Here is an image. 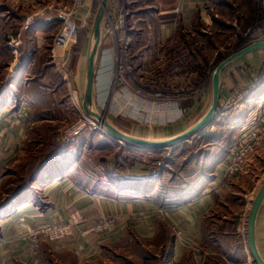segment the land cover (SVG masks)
I'll return each mask as SVG.
<instances>
[{"label": "crops", "instance_id": "0c3cea01", "mask_svg": "<svg viewBox=\"0 0 264 264\" xmlns=\"http://www.w3.org/2000/svg\"><path fill=\"white\" fill-rule=\"evenodd\" d=\"M102 1H104V8L99 24L92 84V101L94 99L100 103L105 102L107 96L109 81L106 74L110 65L109 52L107 54L102 50L104 22L107 17L113 19L121 5L130 9L132 14L128 21V36L131 39L130 53L133 67L144 73L156 71L154 58L156 47L176 37L177 22L183 27L185 34H188L194 31L196 20L194 18L197 12V20L201 24V30L205 32V28H209L218 17L217 13L207 8V5L211 4L210 0H93L73 16L79 31L89 29L88 24L92 19L94 8H97V5L98 9L101 8ZM1 2H5L8 6V10L1 14L2 17L9 11L18 12L25 16L26 24L22 23L17 31L10 30L7 33V39L12 32L21 35L17 55H13L10 51L8 41V49L3 48L4 36L0 33V87L7 81L9 83L0 97V149L2 150L0 191L6 177L4 172L24 151L31 134L34 126L32 113L45 111L47 105L57 102L54 101L56 99L54 93L58 96L60 92L53 91L50 87L56 71L51 67V56L48 54L49 48L45 46V42L62 23L65 17L61 18L60 15L71 9L72 0H22L18 3L0 0ZM98 9L93 20H95ZM12 17L15 21L18 19L14 15ZM57 18L61 21L57 22ZM91 32L90 27L83 42L84 48L90 43ZM106 42L108 43V40ZM82 52H79L77 56L71 55L66 63L70 71L77 73V76L84 55ZM84 57H86V52ZM234 63L237 64L228 65L221 72L218 103L211 122L208 121L210 123H207V126L195 131L193 139L200 137L204 131L213 130L214 124L222 120L228 112L243 111L244 103H248L247 106L250 105V107L241 129L253 117H257L258 125L264 127V85L262 82L264 72L260 73L261 67L264 66V51L250 52ZM252 93L257 95L254 96ZM236 95H238L237 99L243 96V103L239 100L238 107L230 111L226 110L227 104L231 100L234 101ZM51 96L52 99L54 98L52 101ZM30 101L35 102L33 107L30 106ZM211 104L212 91L211 95L209 92L204 94L196 105L183 106L180 118L164 116L157 120L167 124L132 126L127 133L121 132L141 140L169 141L198 125L210 111ZM260 108L262 110H259ZM256 110L258 116H256ZM214 118L215 122H213ZM241 129L236 133L237 141ZM103 139L113 141L110 137ZM115 141L128 149L142 151L144 155L139 162L131 166H127L123 158L115 159L108 156L106 160L109 170L119 172V175L126 179L149 180V183L145 186L140 185L138 189L128 184L122 187V192H91L88 187H81L72 180L70 177L72 169H60L54 166L45 171L34 183L46 204L43 210L30 200L28 191L27 198H20L16 207L6 209V215L0 217V264H41L38 259L41 251L43 254L51 252V257L57 264H69V257L73 260V264L95 262L102 258L104 250L111 249L112 245L117 244L127 234H135L139 240L151 243L157 236L160 223L165 220L170 222L174 229L172 253L174 263H180L188 257L197 264L198 258L203 257L206 238L208 240L222 239L221 244L213 241L214 247L222 245V248L224 247L222 253H232L235 245L232 248L228 246H231L233 239L231 237L234 236L225 233L222 227H220L221 231L212 232L206 222L212 216H216L217 220L222 222L227 214L222 213V209L228 207L227 201H240L241 209L244 205V199L231 191L232 186H238L240 174L226 181L222 178L223 165L229 158L231 150L223 156L213 154L205 158L206 175L201 178L203 190L200 195L176 207L164 208L155 205L151 196L146 195L154 190L155 179L151 177L152 164L146 161L144 156L148 154V150L160 151L159 148L143 150V148L125 145L119 139ZM117 163L124 168L120 169ZM247 203L250 205L251 202L247 201ZM247 212L249 210H246ZM100 216L109 218L108 229L82 235L81 231L93 225ZM74 218L77 221H74ZM243 218L242 222L246 214ZM51 223L69 225L73 231L71 237L53 242L45 237H39L37 240L31 237L36 229ZM254 238L258 253L264 261V200L256 215ZM240 246H238L240 248L238 252L242 253L244 245L242 248Z\"/></svg>", "mask_w": 264, "mask_h": 264}, {"label": "rangeland", "instance_id": "374dc122", "mask_svg": "<svg viewBox=\"0 0 264 264\" xmlns=\"http://www.w3.org/2000/svg\"><path fill=\"white\" fill-rule=\"evenodd\" d=\"M72 8L73 7H71L70 10H72ZM97 9H98V5L97 8L96 7L94 8L95 11L93 13V16L91 17L92 19L88 24L89 29L90 27L92 28L93 26V21H94L93 18L95 16V12ZM210 9L212 10V12L217 13L218 17L216 21H213V23L209 26V28L207 27L205 28L207 31V32L205 31L207 35L204 36L201 35L200 33L198 34L197 31L196 32L190 31L188 34H185L184 35L185 37L183 38L180 36L178 37L176 36L174 38L175 43L183 42L185 44V47L190 48L191 55L193 50V54H194L192 56L193 63L191 64V68L189 69V77L191 78L192 81L194 78L196 83H200L202 81L206 82L208 86L204 94L209 92V95H211V91H212V85H211L212 73L218 67V65L224 62L226 59H228L232 54H234V52H236L238 49H240L247 43H250L251 41L264 39V0H213V2L211 1ZM23 23L26 24V22ZM61 24L62 23H60V26L56 29V31L52 35H49L48 38L46 39L45 46L49 48L48 54L50 56H52L53 53L54 38L58 30L60 29ZM89 29H86L87 33H89ZM255 31L259 33V36L251 37L250 35L251 34L254 35ZM12 34L14 33L12 32ZM79 34L80 31L78 32L76 42L70 44L67 48V53L69 54V57L75 54L76 52L75 48L79 42L78 41ZM104 34H105V27L103 28V34H102V40L104 43V47L102 48V50L108 54V52L110 51L109 48L110 44L105 41ZM9 36L10 35H8V39ZM130 48H131V43H130ZM87 49L88 47L84 48V46L82 45L80 53L83 50L82 53L85 55L86 52L87 54ZM84 55L80 63V69H79L80 71L78 73L79 77L77 76V73L75 74L72 73L68 65L65 64V68L63 69V71H65V74L67 76L66 79H64L59 72L60 70L51 63L52 69L55 70L56 73L61 77L63 83L59 89L60 94L57 96V94L54 93L56 98L54 101L57 102L55 103L51 102L49 105L46 106L45 111H40L43 112L44 114H41L42 118L38 120L36 119V121L34 122L32 132L28 138L27 146L25 147V150L19 155L16 162L10 167L9 173L4 179L2 185L3 187L1 188L0 191V196L3 197L5 196V194H11L12 191L16 188L17 185L16 183L18 182L19 177L26 176L28 172H31L34 169L33 167H35L36 164L42 162L52 152L53 147L55 146L54 144L56 142L58 141L64 142L66 139H70L73 141L75 137L69 136L67 131L69 128L74 127L75 124L83 123L86 125V128L80 134H82L85 131H90L87 133L85 132V134H91V132H94L95 136L98 135L97 137H101V136H103V138L108 137L106 135H103L102 133L101 134L99 133V131L101 130L100 128H102L99 125V122L97 121L96 118L85 115L82 106L84 87H85L84 82L86 78L85 76L86 57H84ZM130 59H131L130 63L134 73H137L140 78H143V80L146 79V77L149 78L160 77V76H164L167 73L166 68L162 65H159L160 64L159 62L158 64L155 63V65L157 66L155 72L144 73L139 70H135L133 67L132 58L130 57ZM233 64H237V63L232 62L228 65L231 66ZM224 68L222 69V71L224 70ZM261 71L264 72V66L261 67L260 73H262ZM108 74L109 73H107L106 76ZM137 74H136V78L138 81H140V78L137 76ZM151 80L152 79H150V81ZM203 95H201L200 98H197L192 102H186L182 104V107L186 105H193V104L196 105L197 102H199L200 99H202ZM253 95H257V94H253ZM237 96L238 95H236L234 101L231 100L227 104L228 108L226 110L230 111L238 107L237 105L239 100L241 101V103H243V96L240 97L239 99H237ZM63 98H65V100L62 102L61 99ZM53 99L51 96V101ZM209 101L211 102V97ZM142 104L143 103L140 101L139 102L135 100L127 101L126 99H124L121 93V88L119 86L116 87L114 93L111 92L108 84L107 96L105 98V102L100 103L94 101L93 99L91 104V109L95 114H97L99 118H101V116L106 111L105 115H106L107 123L113 129L119 132L122 131L127 133V131H129L132 126H143V125L159 126V124L163 123V122L160 123L157 120H155L156 116L152 117L150 115V112H143L140 106ZM247 104L248 103L243 104L244 105L243 109L250 107V105L247 106ZM219 109H221V106H219ZM259 110L262 109L260 108ZM40 112H35V113H40ZM256 116H258L257 110H256ZM253 118L251 119L253 120ZM156 119H161V118L157 117ZM254 121L257 122V117L254 118ZM163 124H167V123L164 122ZM164 133L166 132L164 131ZM108 134L110 138L113 137L109 132ZM199 138L200 137L195 139L189 138L186 142H182L180 144H176L165 148H159L160 151L148 152V154L144 156L145 160L150 162V164H152V162H158L160 166L163 167L164 170H166L165 177L169 178L171 176L172 171L176 170L177 168V165L175 164H177L176 162L178 160L177 159L178 155L183 154L182 153L183 148H185L186 151H189L188 147L192 148L195 146L193 152H195V149L197 150L199 148L198 150H201L200 148H203L204 142L206 141ZM113 140L115 141L118 139L116 137H113ZM160 141H164V140H160ZM120 142L125 144V142L122 140H120ZM128 146L133 147L134 145L132 146V144L129 145L128 143ZM137 148H141V147H137ZM217 148L218 147L216 146L212 148L210 146V147H206L205 149L207 150L213 149V151L218 152V149L220 150V148L218 149ZM144 149L145 148H143V150ZM129 156H132V154H129ZM109 157L113 158V155H109ZM142 157L143 156H141V159ZM170 158H174L175 164L169 163ZM151 169H152L151 171V177H152L156 173L153 168ZM244 170L245 171L241 172L242 174H240L239 176L238 186L236 187L232 186L231 189V191L236 192L239 198L244 199L243 201L244 205L242 209H241L240 201L226 200L227 201L226 204L228 207L226 209L224 208L222 209V213L225 212L227 213L226 218H223L222 222H219L216 216H212L210 217V219L206 220L207 226L211 228L210 231L217 232L223 229L225 233L228 234L230 233L231 236H234L231 237L234 240L232 239V242L230 243L231 246L229 245L228 247L232 248V246L235 245V248L234 247L232 248L233 250L231 254H226L225 252L222 253V249H224V247L222 248V245H220L221 247H214L215 245L213 243V241H216L215 242L216 244H221L222 239L208 240L206 238L204 240V242L206 243L204 246L206 247L205 250L203 251V257L201 259L198 258L199 262L197 264H254L247 252V247L245 248L246 236H247V222H248V212L246 213V210H249L251 206V203L249 205L247 201L250 202L253 201L254 193L257 192L258 186H260L261 183L264 181V142L262 147H260L254 154H252L249 157ZM226 180L228 179L223 178V181ZM32 190H34L36 194L42 198V194L38 192L34 183L31 184L30 189H28V191L30 192L29 194H32ZM235 212L236 214L234 215ZM244 214H246V218L244 222H242L241 220L244 219L243 218ZM103 218L109 219L106 216H100L93 225L99 223ZM220 227H222V229ZM214 236H216V234ZM139 241H137L131 235L127 234L117 244L112 245L111 249L104 250V254L102 258H100L98 261L89 262L87 264H195L193 263L192 260L186 261L184 263L183 262L172 263L168 261V258L165 256V251H166L165 248L163 250L164 253L160 254L159 257H155V255L158 256L157 253L159 248L154 243H152V241L151 243H147L145 240L144 241L139 240ZM240 245L243 246V253L238 252L240 251V248L237 247ZM234 251L236 253H234ZM147 256H149L150 259H147ZM51 260L52 261H50V264H57L55 263L54 258H51ZM210 260L212 262H210Z\"/></svg>", "mask_w": 264, "mask_h": 264}, {"label": "trees", "instance_id": "16d2710c", "mask_svg": "<svg viewBox=\"0 0 264 264\" xmlns=\"http://www.w3.org/2000/svg\"><path fill=\"white\" fill-rule=\"evenodd\" d=\"M213 2V0H210ZM207 8H211V4L207 5ZM8 10V6L5 2L0 3V16L3 12ZM17 17L15 21L12 16ZM1 30L0 33L3 34V48L7 47V33L10 30L17 31L21 24L25 21V16L19 14L18 12H10L5 14L3 17H0ZM196 19V20H195ZM197 12L195 14L194 22V31L201 35H207L202 32L201 24L198 22ZM61 20L57 18V22ZM176 36L185 37V32L183 27L179 22L176 25ZM87 30L80 31L79 42L75 48V56L80 52L83 45L84 39L86 37ZM199 52V51H198ZM192 50V56H193ZM264 85V79L262 80ZM8 81L3 83L0 87V97L6 91ZM61 77L56 73L54 74V79L51 81L50 87L53 91H59L62 86ZM65 98L61 99L63 102ZM30 106H34L35 102L30 101ZM63 104V103H62ZM249 108L242 110H232L228 112L227 115L222 117V120L214 124L213 130L204 131L201 133L199 139H203L204 142L203 148L201 150H196L193 152L194 147L189 148V151H186L183 148L182 153L178 155L177 164L174 163V158H170L169 163H174L177 165L176 170L172 171L169 178L165 177L166 170L160 166L158 162H152V168L157 174V179L153 182L154 190L148 192L146 195H150L151 200L158 207L164 208H173L183 203H186L194 198H196L203 190V182L201 178L206 175L204 161L205 158L209 155L218 154L225 155L229 153L231 148L235 147L238 143L236 133L239 128L244 124L246 113ZM40 113H32V119L35 122L36 119H40ZM32 132V130H31ZM30 132V133H31ZM90 132V131H85ZM82 134L76 136L73 141L66 139L64 142H56L53 147L52 152L40 163L36 164L34 169L31 172H28L26 176H20L18 182L16 183V188L12 191L11 194H5V196H0V217L6 215V209L10 207H16L19 199L22 197H28L27 192L30 189L31 184L35 183L40 176L47 170L57 166L58 168H66L68 170L72 169L73 171L70 174V177L76 184L81 187H88L91 192H108V191H123L124 186L131 184L130 186L138 189L141 186H145L149 183V180H132L126 179L119 175V172L115 170L111 171L107 167V157L113 155L115 159L123 158L127 166H131L136 162L141 160V156L144 155V152L138 150L128 149L124 146H121L116 141H106L101 137L95 136L94 132L91 134ZM45 135V134H44ZM114 137V136H113ZM112 137V138H113ZM28 142V141H27ZM201 142V141H200ZM209 142V143H207ZM128 145V143H126ZM191 144V143H188ZM131 145V144H129ZM27 146V143L25 147ZM133 146V145H132ZM218 147V152L205 149L206 147ZM222 146V147H221ZM116 147V148H115ZM209 149V148H208ZM25 150V148H24ZM185 150V152H184ZM192 150V152H191ZM147 152V151H146ZM154 152V151H148ZM147 152V153H148ZM132 154V156H129ZM176 155V154H173ZM117 166L121 169L124 168L122 165L117 163ZM8 168L4 175L7 176L9 173ZM209 178V176H206ZM93 181V183H91ZM30 200L37 205L40 209H44L46 204L43 197H39L34 190L32 194L29 195ZM137 241L139 239L135 234H131ZM173 239H174V229L168 221H163L159 225L158 233L156 238L152 241L159 249L158 256L164 253L168 258V261L172 262V253H173ZM140 242V241H139ZM242 248V246H240ZM238 248V247H237ZM243 253V249H242ZM149 255V254H147ZM51 252L43 254L39 252L38 259L41 264H50ZM147 259H150L147 256ZM192 259L185 257L182 262L191 261ZM193 261V260H192ZM69 264H73L71 257L68 258ZM210 262H212L210 260ZM194 263V262H193Z\"/></svg>", "mask_w": 264, "mask_h": 264}, {"label": "built area", "instance_id": "2783aa9c", "mask_svg": "<svg viewBox=\"0 0 264 264\" xmlns=\"http://www.w3.org/2000/svg\"><path fill=\"white\" fill-rule=\"evenodd\" d=\"M18 3L22 0H10ZM93 0H72V10L65 12V18L53 41V53L51 63L60 71V74L66 79L65 68L69 57L67 48L77 40L79 29L76 26L74 14L89 5ZM98 1V0H97ZM131 11L121 5L116 16L111 19L107 17L104 22L105 41L108 40L109 48V71L108 81L109 89L114 93L117 86L121 88L124 99L140 101L143 104L141 110L150 112V115L157 117L172 116L174 119L180 118L182 104L192 102L200 98L207 89L208 84L204 81L196 83L189 77V69L193 63L190 48L185 47L183 42L175 43L172 37L167 42H163L156 47L155 63L166 68L167 73L164 76L149 78L143 80L137 73H134L130 63V37L128 36V21L131 17ZM250 35V34H249ZM259 35V33H258ZM251 37L255 36L250 35ZM20 33L10 34L8 46L13 55L18 54L20 44ZM137 76L140 81L137 80ZM110 75V76H109ZM145 76V75H144ZM145 78V77H144ZM150 79H152L150 81ZM155 120H158L156 119ZM101 126V125H100ZM102 127V126H101ZM86 128L85 124H75L68 129L67 133L71 137H76ZM99 133L109 137L104 127L100 128ZM241 129V128H240ZM99 130V129H98ZM264 142V127L259 126L256 121L249 120L241 129L238 136V143L231 149L230 156L223 165V178L232 179L241 172L249 157L254 154ZM2 160V150L0 149V162ZM157 178V174L152 176ZM74 221H77L74 218ZM110 220L103 218L95 225H91L81 231L82 235L91 232H102L108 229ZM73 231L69 225L51 223L39 227L32 233V238L37 240L39 237H45L47 240L60 241L71 237Z\"/></svg>", "mask_w": 264, "mask_h": 264}, {"label": "water", "instance_id": "95a60500", "mask_svg": "<svg viewBox=\"0 0 264 264\" xmlns=\"http://www.w3.org/2000/svg\"><path fill=\"white\" fill-rule=\"evenodd\" d=\"M101 8L98 9L93 27L91 32V38L90 43L88 45L87 54H86V82L84 87V96H83V109L85 112V115L92 116L97 119V121L100 123L101 126L105 128L107 132H109L112 136L116 137L119 140H122L124 142H127L129 144L135 145L137 147L145 148V149H154V148H165L169 146H173L176 144H180L182 142H186L189 138H192L195 131L199 130L200 128H204L207 126L214 115L215 109L217 107L218 103V93H219V82H220V75L222 72V69L232 63L236 60L242 58L243 56L249 54L250 52L256 51V50H262L264 51V39L251 41L250 43H247L240 49H238L234 54H232L228 59H226L224 62H222L218 67L214 70L212 73V104L211 109L208 112V114L205 116V118L195 127L188 130L187 132L181 134L180 136L176 137L175 139L164 141V142H152L147 140H141L138 138L131 137L129 135H126L122 132H119L115 129H113L108 123L103 122L101 118L95 114L91 109L92 104V98H93V70H94V57L96 53V47L98 43L99 38V24L100 20L103 14V8H104V1L101 2ZM61 18L65 17V14L60 15ZM208 121H210L208 123ZM208 123V124H207ZM264 200V181L259 186L253 201L251 202V206L249 208L248 212V222H247V236H246V247L247 252L252 259V262L254 264H264L263 259L258 253V250L256 248L255 244V238H254V226H255V220L256 215L258 212V209L260 208V205L262 201Z\"/></svg>", "mask_w": 264, "mask_h": 264}, {"label": "bare ground", "instance_id": "6f19581e", "mask_svg": "<svg viewBox=\"0 0 264 264\" xmlns=\"http://www.w3.org/2000/svg\"><path fill=\"white\" fill-rule=\"evenodd\" d=\"M257 31V30H256ZM255 31V36H259L258 35V32H256ZM85 68H86V66H85ZM85 76H86V71H85ZM212 78V77H211ZM85 82H86V78H85ZM85 82H84V85H85ZM258 85V84H257ZM258 90V89H257ZM262 91H263V88H262ZM255 96V95H254ZM2 97V96H1ZM257 98V97H256ZM108 101V100H107ZM109 104H110V102H109ZM107 108V107H106ZM105 113H106V111H105ZM105 113L101 116V119L103 120V122H106L107 123V121H106V115H105ZM213 122H215V118L213 119ZM99 125H100V123H99ZM102 125V124H101ZM103 127V126H102ZM126 144V143H125ZM135 146V145H134ZM149 151V150H148ZM146 152V151H145Z\"/></svg>", "mask_w": 264, "mask_h": 264}]
</instances>
